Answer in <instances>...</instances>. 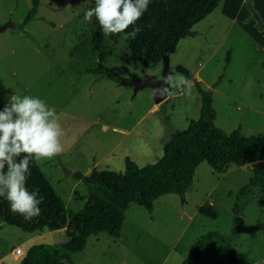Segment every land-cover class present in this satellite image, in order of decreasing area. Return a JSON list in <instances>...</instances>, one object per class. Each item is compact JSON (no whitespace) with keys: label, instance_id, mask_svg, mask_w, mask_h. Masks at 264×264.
Returning a JSON list of instances; mask_svg holds the SVG:
<instances>
[{"label":"rangeland","instance_id":"rangeland-1","mask_svg":"<svg viewBox=\"0 0 264 264\" xmlns=\"http://www.w3.org/2000/svg\"><path fill=\"white\" fill-rule=\"evenodd\" d=\"M222 0H220L221 2ZM192 30L197 34L178 41L169 56L173 73L187 75L194 90L188 95L169 88V97L155 104L153 90L132 87L97 74L84 73L97 65L99 52L109 51L103 66L126 80L131 75H159L161 62L145 67L131 57L128 40L113 43L103 34L101 48L93 51L92 34L100 28L95 17L84 19L94 0H39L37 13L22 30L31 0H0V110L9 95H31L56 110L65 135L64 152L51 161L37 162L68 210L79 211L87 197L84 185L71 173L88 168L123 172L128 157L138 166L161 156L169 135L183 130L199 115L195 83L212 92L214 125L225 133L240 128L243 136L264 130V0H227ZM258 15L263 28L256 25ZM101 29V28H100ZM102 31V30H101ZM61 159V160H60ZM251 166L231 164L223 173L204 160L195 168L183 198L166 194L153 201L152 211L129 203L119 237L104 232L87 236L82 251L69 255L70 264H181L189 248L206 232L222 236L219 244L203 249L195 264H230L233 250L239 264H264L263 191L251 187L238 200L242 224L233 223L232 205L238 189L251 175ZM72 171V172H71ZM199 207L216 212L211 219ZM31 235L0 223V264H15L10 251L23 252L35 244L66 239L64 229L38 230Z\"/></svg>","mask_w":264,"mask_h":264},{"label":"trees","instance_id":"trees-1","mask_svg":"<svg viewBox=\"0 0 264 264\" xmlns=\"http://www.w3.org/2000/svg\"><path fill=\"white\" fill-rule=\"evenodd\" d=\"M220 0H150L148 10L133 27L141 31L135 39H128L131 57L138 56L145 67L157 66L163 55L174 53L179 40L193 37L197 33L192 27L208 16L218 6ZM39 0H31L30 8L16 27L22 30L34 19ZM258 28H263L260 19ZM127 32L132 31L129 27ZM119 36L112 35L113 43ZM103 34L98 28L91 36L93 51L101 48ZM109 51L99 52L97 65L84 69V73L97 74L118 82L119 76L103 63ZM187 77V75H185ZM200 98L199 115L181 131L173 132L162 146L161 156L153 163L138 166L128 157L124 159L123 172L91 168L87 174L79 171L71 173L73 179L81 182L87 192L83 208L79 211L68 210L56 194L38 163L31 164V175L26 181L28 191H39L43 197L39 217L25 221L10 210L6 198L0 196V223L14 226L24 232L47 228L64 229L66 239L53 244L30 246L15 264H70L71 253L83 249L85 239L90 234L104 232L119 237L124 211L129 203L138 204L149 212L153 201L166 194L183 198L190 187L196 166L205 161L212 169L223 173L231 164L250 165L251 175L247 183L240 187L232 205L233 223L242 224L238 200L248 194L251 187L257 186L263 194L258 200L264 205V130L260 136H243L240 128L225 133L214 125L215 111L212 107V92L195 83ZM198 213L216 218V212L209 207H199ZM222 236L217 232H206L189 248L188 255L181 264H195L200 252L207 247L219 244ZM229 263L239 264L235 252L228 251Z\"/></svg>","mask_w":264,"mask_h":264},{"label":"clouds","instance_id":"clouds-1","mask_svg":"<svg viewBox=\"0 0 264 264\" xmlns=\"http://www.w3.org/2000/svg\"><path fill=\"white\" fill-rule=\"evenodd\" d=\"M94 4L84 19L95 17L105 37L117 35L126 41L141 31L133 26L148 10L150 0H94ZM129 27L130 33L126 31ZM164 84L167 87L160 90L162 94L170 87H179L188 95L194 90L192 81L182 74L166 77ZM64 135L56 110L39 97L13 93L0 110V196L6 198L11 212L25 221L39 217L43 203L38 190L30 192L26 187L31 164L61 155Z\"/></svg>","mask_w":264,"mask_h":264},{"label":"water","instance_id":"water-1","mask_svg":"<svg viewBox=\"0 0 264 264\" xmlns=\"http://www.w3.org/2000/svg\"><path fill=\"white\" fill-rule=\"evenodd\" d=\"M15 27V24L6 22L0 25V32L4 31L6 28ZM169 56L170 55H163L161 58V70L159 75H144L143 77H137L131 75L126 80H120L119 83L124 86L132 87L133 94H136L137 91L143 88H151L153 90V102L154 104H160L164 100L169 97V90L166 94L161 93V89L167 87L164 84V79L170 76L173 71L170 69L169 65Z\"/></svg>","mask_w":264,"mask_h":264},{"label":"crops","instance_id":"crops-1","mask_svg":"<svg viewBox=\"0 0 264 264\" xmlns=\"http://www.w3.org/2000/svg\"><path fill=\"white\" fill-rule=\"evenodd\" d=\"M228 5H229V1H227V0H222V1L219 2V4H218V6H219L220 8H222V9H225L226 6H228ZM240 5H241V6H244V5L242 4V0H240ZM218 6H217L216 8H219ZM244 7H245V6H244ZM216 8H215V9H216ZM215 9H214V10H215ZM212 12H213V11H212ZM212 12H211V13H212ZM211 13H210V14H211ZM153 108H154V109L156 108V105H155L154 103H153ZM60 160H61V159H60ZM88 170H90V168H88L87 171H88ZM71 172H72V171H71ZM88 172H89V171H88ZM88 172H87V173H88ZM43 229H44V228H43ZM34 232H36V231H34ZM34 232H32V233H30V234L32 235V234H34ZM31 235H29V237H30ZM32 236H33V235H32ZM15 248H16V247H15ZM15 248H13V249H15ZM13 249H12V250H13ZM27 249H28V248H27ZM27 249H26V250H27ZM12 250H11V251H12ZM26 250H25V251H26ZM11 251H10V253H11ZM21 252H22L21 255H13L12 253H11V254L13 255L14 259H16L17 261H19V260L21 259V257H22V256L24 255V253H25V252H23L22 250H21ZM68 261H69V258H68ZM0 263H1V261H0Z\"/></svg>","mask_w":264,"mask_h":264},{"label":"built area","instance_id":"built-area-1","mask_svg":"<svg viewBox=\"0 0 264 264\" xmlns=\"http://www.w3.org/2000/svg\"><path fill=\"white\" fill-rule=\"evenodd\" d=\"M11 253H12L13 255H21V254H22L21 249L18 248V247H16L15 249H13V250L11 251Z\"/></svg>","mask_w":264,"mask_h":264}]
</instances>
